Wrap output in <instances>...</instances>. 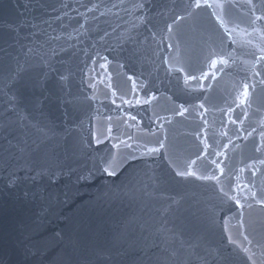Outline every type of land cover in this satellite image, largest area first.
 <instances>
[{"label":"water","instance_id":"obj_1","mask_svg":"<svg viewBox=\"0 0 264 264\" xmlns=\"http://www.w3.org/2000/svg\"><path fill=\"white\" fill-rule=\"evenodd\" d=\"M0 264H264V0H0Z\"/></svg>","mask_w":264,"mask_h":264},{"label":"snow or ice","instance_id":"obj_2","mask_svg":"<svg viewBox=\"0 0 264 264\" xmlns=\"http://www.w3.org/2000/svg\"><path fill=\"white\" fill-rule=\"evenodd\" d=\"M142 6V5H141ZM201 5L199 3L196 4V7H200ZM208 7H212V5H207ZM218 7H222V5H217ZM217 19H219V17H217ZM256 19H262V17H256ZM223 23V22H222ZM221 63H224V64H227V61L226 60H223L221 59L220 61ZM216 62L213 61V64H215ZM245 89H247V85H245ZM245 95H247V91H245ZM152 151H156V149H153ZM114 174V173H113ZM179 175H194V173H178ZM203 178H207V177H203ZM252 196L255 197L256 196V193L253 192L252 193Z\"/></svg>","mask_w":264,"mask_h":264}]
</instances>
